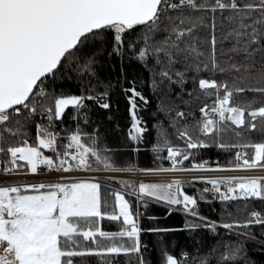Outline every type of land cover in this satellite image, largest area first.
I'll use <instances>...</instances> for the list:
<instances>
[{
  "label": "snow or ice",
  "instance_id": "snow-or-ice-1",
  "mask_svg": "<svg viewBox=\"0 0 264 264\" xmlns=\"http://www.w3.org/2000/svg\"><path fill=\"white\" fill-rule=\"evenodd\" d=\"M0 264H264V0H0Z\"/></svg>",
  "mask_w": 264,
  "mask_h": 264
},
{
  "label": "trees",
  "instance_id": "trees-1",
  "mask_svg": "<svg viewBox=\"0 0 264 264\" xmlns=\"http://www.w3.org/2000/svg\"><path fill=\"white\" fill-rule=\"evenodd\" d=\"M217 154V150L216 149H211L209 150L206 155L207 156H211L212 158H215V155ZM143 163V160L141 161ZM206 207V206H205ZM164 212H165V209L159 205H152L150 208H149V213L150 214H156V215H159L162 217L160 223H163V224H178L181 222V219L178 215H172L170 217H165L164 216ZM107 224V222H106Z\"/></svg>",
  "mask_w": 264,
  "mask_h": 264
}]
</instances>
